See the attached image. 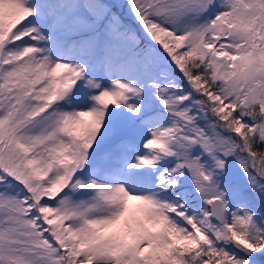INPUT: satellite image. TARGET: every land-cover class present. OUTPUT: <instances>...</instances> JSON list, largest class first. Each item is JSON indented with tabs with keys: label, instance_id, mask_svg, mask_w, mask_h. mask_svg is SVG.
Segmentation results:
<instances>
[{
	"label": "snow or ice",
	"instance_id": "6c2138e0",
	"mask_svg": "<svg viewBox=\"0 0 264 264\" xmlns=\"http://www.w3.org/2000/svg\"><path fill=\"white\" fill-rule=\"evenodd\" d=\"M119 7L0 0V264H264V0Z\"/></svg>",
	"mask_w": 264,
	"mask_h": 264
},
{
	"label": "trees",
	"instance_id": "16d2710c",
	"mask_svg": "<svg viewBox=\"0 0 264 264\" xmlns=\"http://www.w3.org/2000/svg\"><path fill=\"white\" fill-rule=\"evenodd\" d=\"M123 2H124V0H115V1L110 2L109 4L114 5V8H113L114 11H121L119 6ZM105 3H108V2L105 1ZM122 15L125 16V21L126 22L131 23L130 19L127 18V15H126V13L124 11L122 12Z\"/></svg>",
	"mask_w": 264,
	"mask_h": 264
},
{
	"label": "rangeland",
	"instance_id": "374dc122",
	"mask_svg": "<svg viewBox=\"0 0 264 264\" xmlns=\"http://www.w3.org/2000/svg\"><path fill=\"white\" fill-rule=\"evenodd\" d=\"M113 1H115V0H113ZM124 12L126 13V9L124 10Z\"/></svg>",
	"mask_w": 264,
	"mask_h": 264
}]
</instances>
